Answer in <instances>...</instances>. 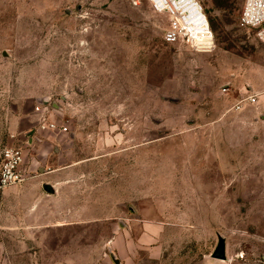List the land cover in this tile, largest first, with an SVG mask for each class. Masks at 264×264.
Returning a JSON list of instances; mask_svg holds the SVG:
<instances>
[{
	"label": "rangeland",
	"instance_id": "1",
	"mask_svg": "<svg viewBox=\"0 0 264 264\" xmlns=\"http://www.w3.org/2000/svg\"><path fill=\"white\" fill-rule=\"evenodd\" d=\"M197 1L209 53L167 43L146 0H0V150L34 154L39 131L90 160L75 172L92 175L95 222L65 238L95 241V264H114L109 247L122 264H264V45L245 0Z\"/></svg>",
	"mask_w": 264,
	"mask_h": 264
},
{
	"label": "crops",
	"instance_id": "2",
	"mask_svg": "<svg viewBox=\"0 0 264 264\" xmlns=\"http://www.w3.org/2000/svg\"><path fill=\"white\" fill-rule=\"evenodd\" d=\"M40 135L39 131L27 134L35 153L23 150L25 182L0 191V264H95V241L79 235L65 238L69 230L79 234L81 227L89 230L95 222L85 215L93 211L94 199L80 195L81 182L92 175L75 172L90 160L71 158L69 162L70 152L53 145L57 136L50 135L43 142ZM69 135L72 140L76 137ZM46 183L55 186V195L45 191ZM130 210L138 212L133 206ZM81 214L85 219L81 220ZM119 225L124 228L121 222ZM109 250L115 254L111 247Z\"/></svg>",
	"mask_w": 264,
	"mask_h": 264
},
{
	"label": "built area",
	"instance_id": "3",
	"mask_svg": "<svg viewBox=\"0 0 264 264\" xmlns=\"http://www.w3.org/2000/svg\"><path fill=\"white\" fill-rule=\"evenodd\" d=\"M138 4L141 0H131ZM154 11L167 15L170 29L165 34L167 43L187 42L198 53L212 52L215 39L208 16L197 0H146ZM241 25L255 33L258 41L264 45V0H245L240 17ZM47 106L40 105L37 111L45 113ZM42 130L60 131L70 134L66 127L56 124H44ZM25 156L21 149L5 147L0 150V191L7 187L25 182Z\"/></svg>",
	"mask_w": 264,
	"mask_h": 264
},
{
	"label": "water",
	"instance_id": "4",
	"mask_svg": "<svg viewBox=\"0 0 264 264\" xmlns=\"http://www.w3.org/2000/svg\"><path fill=\"white\" fill-rule=\"evenodd\" d=\"M4 56H7V55L4 54ZM40 104L43 106H48L50 104V99L45 98L40 102ZM43 188L49 194L55 195L57 193L55 186H52L51 184L46 183V184H44ZM109 255H110L112 261L114 262V264H121V262L119 261L117 256L111 250H109ZM211 256L213 259L220 260V261H227L228 260L227 249H226V240L223 236L218 235V243H217V246H216V248H215V250Z\"/></svg>",
	"mask_w": 264,
	"mask_h": 264
}]
</instances>
